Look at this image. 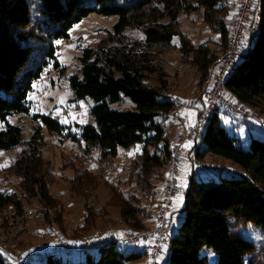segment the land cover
Masks as SVG:
<instances>
[{
    "label": "trees",
    "instance_id": "16d2710c",
    "mask_svg": "<svg viewBox=\"0 0 264 264\" xmlns=\"http://www.w3.org/2000/svg\"><path fill=\"white\" fill-rule=\"evenodd\" d=\"M231 3L235 5L233 0H0V122L5 126L0 131V150L27 145L10 167L26 196L47 209L57 207L50 193L53 177L42 156L44 128L82 147L73 191L85 197L86 220L101 218L104 209L93 212L89 207L91 186L98 181L91 165L95 164L99 174L110 172L120 150H138L123 182L133 184L136 191L123 198L120 181L116 188L112 186L115 195L111 202L119 206L124 224L131 230H143L142 217L151 219L152 215L141 199L156 198L157 179L159 183L168 180L175 142L167 134L180 109L166 81L160 79L159 86H151L147 79L158 71L159 53L177 48L197 68L204 97L209 70L219 55L210 43L195 46L181 31L180 17L203 10L202 21L218 35L224 51L236 11ZM256 6L261 12L259 35L244 43L225 89L236 103L264 111V0H257ZM92 13L117 16L118 21L102 44L83 50L79 74L68 77L75 101L93 103L85 115L87 120L66 125L58 117L33 115L29 98L45 68L52 64L57 72L66 74L57 59L56 42L68 40L73 27ZM130 29L139 30L143 38L129 39ZM124 98L134 107L112 108L126 101ZM223 113L235 115L223 109L211 115L197 140L205 147L201 150L197 145L195 156L198 160L206 155L222 157L242 172L208 167L209 176L190 175L184 218L165 250L167 264H264V246H257L244 233L251 226L264 235V140L252 137L249 149L243 150ZM24 115L31 116L35 124L28 142L22 126L9 121ZM11 205L22 214V202L16 195L0 191V211ZM120 247L113 242L94 250L49 254L31 264H135L148 256L142 247ZM78 255L85 258L76 261ZM0 264H8L1 252Z\"/></svg>",
    "mask_w": 264,
    "mask_h": 264
},
{
    "label": "rangeland",
    "instance_id": "374dc122",
    "mask_svg": "<svg viewBox=\"0 0 264 264\" xmlns=\"http://www.w3.org/2000/svg\"><path fill=\"white\" fill-rule=\"evenodd\" d=\"M230 11L232 14V10ZM202 17L203 10L191 15H182L180 17L181 31L191 39L195 46L210 43L212 51L218 55L222 54L223 50L220 47L218 35L202 21ZM117 21V16L106 17L92 13L73 27L68 40L56 42L57 59L61 66L66 69V74L63 75L57 72L52 64L45 68L41 78L34 83L33 92L29 98L33 115L43 114L58 117L66 125H70L73 121H82L85 118L93 103L90 101H75L68 77L79 74V58L82 56L83 50L97 48L102 44L101 42L107 36V32L112 30ZM229 25L232 26L233 21ZM127 36L129 39L143 38V34L136 29L128 30ZM178 44L176 40L175 45ZM156 63L159 66L158 71L149 75L147 83L151 86H159L160 79L166 81L169 94L174 100L180 102L179 108L185 109L184 114L197 107V102H201L203 97V89L198 83L200 74L197 68L190 61L183 59L177 48L161 51L156 57ZM125 100L120 104L112 105V108L127 110L134 107L130 100ZM241 107L244 113L248 114L246 116L248 118L232 116V119L229 116L230 114L225 113L222 114V117L228 129L236 133L239 146L243 150H248L252 137H259L264 140V111L262 109L254 110L242 105ZM194 118L192 117V120ZM198 119L199 115L197 122ZM9 121L22 126L24 140L30 141L35 126L31 116H12ZM178 123L182 122L178 119ZM186 126H188L187 123ZM185 127L183 123L178 124L179 131ZM4 129V124L0 122V131ZM174 129L170 128L167 134L172 142L175 137ZM43 135L42 156L53 177L50 193L57 201V207L55 208L47 209L37 200L28 198L21 188L20 178L10 168L22 151L27 149V145L24 144L8 151L0 150V191L6 195H16L17 199L22 202V214L13 205L0 211V252L7 259L8 264H31L35 262L32 259L34 254L35 256L42 255L44 258L49 254L56 255L53 251L60 246L82 245L85 243V245L100 244L105 246L108 245L111 237L122 236L132 231L140 232L131 230L124 224L120 216L119 206H116V202H111V198L115 195L112 186L116 188L120 181L122 183L120 190L123 192L121 194L123 198L136 191L133 184L134 187L123 182L128 177L130 159L138 150L130 153L120 150L119 157L113 162V170L110 172L99 174L95 164L91 165V170L98 174V181L91 186L93 189L90 192L91 205L89 207L93 212L94 210L104 209L100 211V215H103L101 218L94 219L90 217L89 220H86L85 197H81L73 191L74 179L78 173L77 170H80L81 167L77 157L82 154V147L74 144L66 137L49 134L45 128L43 129ZM195 149L194 147L191 152L194 153ZM95 156L97 157L98 154L95 153ZM199 162L201 165L194 166V169L203 171L204 168V171L207 170L205 173L203 172L204 174L202 173L203 176H207V174L209 176L211 173L208 166L217 167V169H220L219 171L225 173L230 171L242 172L233 162L218 156L208 155L205 160H199ZM183 172V177L180 176L179 178L181 189L174 200L173 213L170 216L172 235L178 229L185 214L186 190L189 186L188 179L191 170L186 169ZM166 181L159 183L157 179L156 198L151 200L141 199L142 205L148 208L152 215L151 219L142 217L145 226L141 232L150 230L154 226L157 211L164 199ZM244 233L257 246H264V235L259 230L248 226L245 228ZM120 248L122 250L132 249L129 247ZM165 254L166 251L160 256L159 264H167ZM84 258V255L74 257L76 261H81ZM135 264H150V257L147 256L143 261Z\"/></svg>",
    "mask_w": 264,
    "mask_h": 264
},
{
    "label": "built area",
    "instance_id": "2783aa9c",
    "mask_svg": "<svg viewBox=\"0 0 264 264\" xmlns=\"http://www.w3.org/2000/svg\"><path fill=\"white\" fill-rule=\"evenodd\" d=\"M233 1L236 5V11L233 17V25L228 35V43L222 54L216 59L215 64L209 70L205 103L199 108L198 122L179 135L172 146L171 158L168 164L169 178L165 185L164 199L157 211L153 228L145 232L132 231L122 236L111 237L108 242V244L113 242L119 243L123 247L145 248L150 257V264H159L160 256L163 255L164 251L171 244L172 230L170 216L173 213L174 200L177 198L180 190L179 178L182 162L190 159L194 166L201 165L199 160L191 155V152L187 149V145L189 143H195L202 137L211 115L217 109H223L237 116L248 118L246 117L248 114L244 113L241 105L236 103L227 94L225 82L237 63L244 43L248 39L255 40L258 37L261 12L256 6L257 0ZM85 244L60 246L53 252L56 255L61 253L72 254L102 247L100 244ZM33 256V261H41L44 259L42 255Z\"/></svg>",
    "mask_w": 264,
    "mask_h": 264
},
{
    "label": "crops",
    "instance_id": "0c3cea01",
    "mask_svg": "<svg viewBox=\"0 0 264 264\" xmlns=\"http://www.w3.org/2000/svg\"><path fill=\"white\" fill-rule=\"evenodd\" d=\"M232 6H233V9L236 10L235 5L232 4ZM248 40H249V39H248ZM205 96H206V94L204 95L203 100H202L201 102H197V103H198L197 107H195L194 109L188 111L187 113H185V114L183 113V112H185V109H184V108L179 109V113H178V115L173 119V126H172V128H171V129H173V128L177 129V130L174 129V131H175V137H174V141H173V143L177 140L178 136L181 135V134L183 133V131L186 129V127L194 126V124L197 122V117H198V115H199V108L203 105V103H204V101H205ZM182 113H183V115H182ZM229 116L232 117L231 114H230ZM233 116H235V115H233ZM192 117H195V118L192 120ZM178 119H179V121H181V122L183 123L184 127H185V124H186V123H187V125H188V126H186V127H185L183 130H181V131L178 130V124H182V123H178ZM232 119H233V117H232ZM170 131H171V130H170ZM178 131H179V132H178ZM170 133H171V132H170ZM197 145L200 146L201 150H203L204 147H205L204 144L199 145V142H196L195 144H194V143H189V144L187 145V149H189V151L191 152V151H193V148H194V147H195V148L197 147ZM191 155H192L193 157L195 156V150H194V153L191 152ZM207 156H208V155H206L205 158H206ZM195 157H196V156H195ZM205 158H204L203 160H205ZM182 165H183V167L181 168L182 170H181V175H180V176L184 175V174H183V173H184L183 171H184V170L186 171V169H190V170H191V172H190L191 175H192L193 172H197V173H199V174H202L203 172L205 173V171H207V170L204 171V168H203V171L200 170V169L196 170V168L194 169L193 162H192V160H190V159H186V160H184V161L182 162ZM196 167H197V166H196ZM208 167H209V166H208ZM205 169H206V167H205ZM204 173H203V174H204ZM188 176H189V175H188ZM182 177H183V176H182ZM184 177H185V176H184ZM167 178H169V176H168ZM179 180H180V179H179ZM188 180H189V179H188ZM188 180H187V181H188ZM179 186H180V183H179ZM180 189H181V187H180ZM140 249H141V248H140ZM148 256H149V255H148ZM146 257H147V256H146Z\"/></svg>",
    "mask_w": 264,
    "mask_h": 264
}]
</instances>
